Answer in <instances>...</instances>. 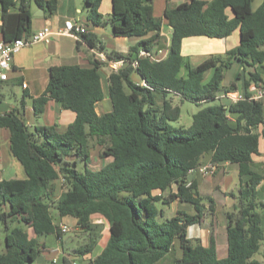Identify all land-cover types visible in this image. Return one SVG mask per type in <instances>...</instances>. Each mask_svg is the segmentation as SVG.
<instances>
[{
  "label": "trees",
  "instance_id": "16d2710c",
  "mask_svg": "<svg viewBox=\"0 0 264 264\" xmlns=\"http://www.w3.org/2000/svg\"><path fill=\"white\" fill-rule=\"evenodd\" d=\"M34 1L48 14L56 10L57 0ZM101 1L83 0L92 25L109 21L114 36L150 35L127 53H106L108 59L124 60L118 71L108 75L112 111L102 115L95 111V103L104 95V64L96 57L89 65L51 67L45 95L35 100V113L43 111L47 97L75 113L65 131L47 125L30 130L14 109L0 115V127L10 131L11 152L27 175L0 180V205H9L0 212L5 233L0 264H35L44 247L36 237L55 234L61 238L56 217L71 216L77 227L89 231L94 213L108 221L109 238L93 264H165L167 259L169 264H261L253 256L264 241L259 211L264 202L257 200V186L264 176L251 169L250 162L258 153L259 135L254 128L263 122L264 107L262 101L249 99L247 90L251 82L264 83V0L256 9L253 0L168 4L164 10L172 31L168 53L156 61L138 56L140 49L152 52L160 42L161 19L153 13V0H112L107 19L99 11ZM0 7L5 42L29 34L27 0H0ZM236 28L239 43L226 54L210 55L197 65L183 63L184 38H223ZM79 37L96 47L91 34ZM233 64L241 68L236 78L243 75L244 98L211 103L225 88L221 85L224 72ZM210 69L212 76L204 81ZM134 75L152 89L137 84ZM173 95L199 107L188 127L171 124L180 116ZM229 112L235 116L234 123L228 119ZM91 140L101 147V157H112L99 169L90 168ZM205 159L217 168L229 162L238 169L237 203L226 214L224 257H218L213 241L206 247L188 236V227L200 224L206 210L194 176ZM173 186L175 197L190 204L192 214L178 209L171 217L162 216L157 205L170 202L164 193ZM210 209L214 211L213 203ZM29 229L34 237L29 236Z\"/></svg>",
  "mask_w": 264,
  "mask_h": 264
},
{
  "label": "crops",
  "instance_id": "0c3cea01",
  "mask_svg": "<svg viewBox=\"0 0 264 264\" xmlns=\"http://www.w3.org/2000/svg\"><path fill=\"white\" fill-rule=\"evenodd\" d=\"M27 2L30 9L29 33L48 26L50 28L49 40L47 42L38 41L23 46L14 54L8 70L7 79L0 81V115L12 109L18 110L30 130L36 125H47L54 126L57 131L63 132L75 118L73 111L62 108L53 99L47 97L43 105V111L35 113V108L38 107V103L35 100L45 95L44 92L49 79L50 68L53 66L72 64L89 65L90 60L96 58V52L100 51L99 46L103 47L102 51L104 53L111 51L127 53L131 46H135L140 39H145L150 34L144 37L114 36L109 21L101 25H92L87 19V12L83 5V0H57L56 10L52 14H48L46 9L38 6L34 0H27ZM185 2H189V0L152 1L153 13L161 19L160 42L153 50L166 49L170 42L172 31L167 20L164 18L166 6L168 4L176 6ZM261 2L262 0H253L252 8L256 9ZM111 8L112 0L101 1L99 11L104 15L105 19L110 17ZM226 13L230 18L233 16L229 8L226 9ZM69 19L82 25L86 32L93 36L96 47H90L80 37L76 39L70 34H61L59 32L64 27V22ZM1 23L0 7V27ZM239 36V29L236 28L228 36L223 38L203 35L184 38L181 44L183 63L197 65L210 55H224L228 50L238 45ZM261 48L264 50L262 46ZM231 67H234V70L229 76L230 81L227 84L222 83L226 89L224 88L217 93L216 100L220 102H230L226 98L218 97L226 90H238L244 95L242 88L243 75H240L238 79L236 78L241 68L238 64H233ZM105 69V65L101 67L104 95L102 100L95 103V111L98 115L114 109L113 93L108 81L110 72ZM181 73H184L183 69ZM212 73V69L207 70L204 73V75H207L206 80L204 76V81L209 80ZM225 74L224 72V79ZM135 77L137 78L135 75L132 78L134 81L136 80ZM231 84H234L236 88L231 89ZM126 91H128L127 88ZM105 95L109 99L110 109L104 106L103 100ZM262 102L264 107V98ZM227 116L231 123L235 122V116L233 114L229 112ZM254 131L259 135L258 153L252 155L250 167L264 176V119L261 124L254 128ZM10 137L9 129L0 127V180L25 179L27 175L23 165L11 152ZM102 159H104V163L100 167L112 161V157L110 156L102 157ZM205 161L207 162V159ZM100 167L93 168L90 163V168L92 169H99ZM194 172L198 190L204 197L202 202L206 210L204 211L200 225L194 224L188 227V236L191 239L193 238L192 240H198L200 244L206 247L213 241L218 257H224L227 254L226 219L218 223V229L216 227L214 233H211L209 227L205 224L211 220L217 225V215L222 205H224L223 210H225L227 204L229 207H232V211L234 210L239 188L237 166L229 162H224L219 165V168L211 176H203L197 169ZM58 182L60 185L61 181ZM167 192L165 191L164 194L166 195ZM155 193L158 194L159 192L155 191ZM210 199H212V202ZM257 200L264 202V178L257 186ZM211 203H213L214 211L210 209L212 212H209ZM157 206L165 218L174 215L178 209L191 214L194 212L190 204L180 202L178 197H174L168 204L158 203ZM166 207L171 210L170 216H167L164 212ZM8 209L9 205L7 203L0 205V212L7 211ZM232 211L226 210L224 216ZM259 211L262 226L264 227V207H260ZM52 214L56 215L54 209H52ZM54 220L58 225L67 224L70 227V231L62 234L61 238H57L55 234L49 235L52 238L49 236L36 237L38 242L44 247L40 254L42 255L43 263L36 262L35 264H58L59 261H61V264H93V260L101 253L108 241V221L102 215L94 213L90 216L91 229L84 231L76 226V219L71 216H64L60 219L56 217ZM196 226L199 228L194 229ZM191 227H193L192 230ZM28 233L31 237L35 236L30 229ZM4 235V230L0 226V252H3L5 249ZM253 258L261 264H264V241ZM53 259H55L54 263H52Z\"/></svg>",
  "mask_w": 264,
  "mask_h": 264
},
{
  "label": "built area",
  "instance_id": "2783aa9c",
  "mask_svg": "<svg viewBox=\"0 0 264 264\" xmlns=\"http://www.w3.org/2000/svg\"><path fill=\"white\" fill-rule=\"evenodd\" d=\"M61 34H70L74 36L76 39L79 38V35L82 33H86L85 28L73 22V20L69 19L64 22V27L59 31ZM50 28L48 26H44L43 28L29 33L23 34L21 37L15 38L9 42H5L2 37V33L0 30V81H4L8 77V70L10 68V63L14 54H16L23 46L30 45L34 42L49 40ZM168 53V45L166 49H157L152 50V52H148L146 50H139V57H148L150 60L156 61L166 57ZM96 57L103 62H107L110 72L118 71L122 65L124 64L123 59H108L106 53L102 50L96 52ZM133 66H136L137 62H132ZM137 84H140L148 89H152V86L149 85L144 80H138ZM249 99H253L256 101H262L264 98V83L260 82H251L248 87ZM219 98H226L230 102H235L244 98L242 92L238 90H226L223 91L219 96ZM217 169V165L212 162H206L197 167V170L203 176H211ZM60 231L62 234H65L70 231V227L67 224L59 225ZM55 262V259L52 260V263Z\"/></svg>",
  "mask_w": 264,
  "mask_h": 264
},
{
  "label": "rangeland",
  "instance_id": "374dc122",
  "mask_svg": "<svg viewBox=\"0 0 264 264\" xmlns=\"http://www.w3.org/2000/svg\"><path fill=\"white\" fill-rule=\"evenodd\" d=\"M255 7V6H254ZM262 47L264 48V44L262 45ZM103 62V61H102ZM103 64L105 65L107 71L110 72V68L107 64V62H103ZM103 65V66H104ZM234 70V67H231V69L225 71V79L222 80V83L223 84H227L229 80V76L230 74L233 72ZM205 76V80H206V74L204 75ZM136 78V77H135ZM136 82H138V79L136 78L135 80ZM221 83V85L223 86V84ZM172 103L173 105H179L180 107V116L177 120L175 121H172L171 124L174 125V126H184V127H188L191 122H192V114L194 112H196L199 107L196 106L193 102L187 100V99H180L179 96H176V95H173L172 96ZM225 100V99H224ZM103 103H104V106L107 107L108 109H110V102H109V99L107 98V96L105 95L104 97V100H103ZM211 103H220L219 100H214L213 102ZM90 151H91V154H92V158H91V165L93 168H98L101 166L102 163H104V159H102V157L100 156V152H101V147L95 142V140H91L90 141ZM166 196H168L170 199V201L175 197L177 196L176 195V190H175V187L172 188L170 191H168V193L166 194ZM220 207V206H219ZM224 209V205L221 206L219 212H218V215H217V225H215L214 221H209L208 223H206L205 225H207L211 231V233H214L216 227L218 229V223H221L222 220L226 219L224 216V213L225 211L227 210H231L232 211V207H229V205L227 204L226 207H225V210ZM164 212L166 213L167 216H170L171 215V210L166 207L164 209ZM209 212H212L209 210ZM200 225V224H199ZM205 225H203V227H205ZM193 227H191V230H192ZM196 228H199L198 226H196L194 229ZM68 233V232H67ZM193 233V231H192ZM191 233V234H192ZM50 238H52L51 236H49ZM193 239V238H192ZM167 263L165 264H169L170 261L169 259L166 260ZM58 264H61V261H59Z\"/></svg>",
  "mask_w": 264,
  "mask_h": 264
},
{
  "label": "water",
  "instance_id": "95a60500",
  "mask_svg": "<svg viewBox=\"0 0 264 264\" xmlns=\"http://www.w3.org/2000/svg\"><path fill=\"white\" fill-rule=\"evenodd\" d=\"M189 178H192V174L189 176ZM37 263H43L42 261V255H39L37 260H36Z\"/></svg>",
  "mask_w": 264,
  "mask_h": 264
}]
</instances>
